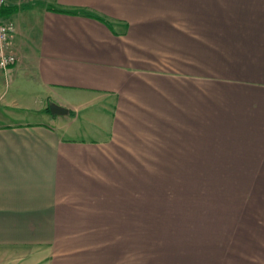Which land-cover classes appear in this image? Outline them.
<instances>
[{
	"label": "crops",
	"instance_id": "crops-1",
	"mask_svg": "<svg viewBox=\"0 0 264 264\" xmlns=\"http://www.w3.org/2000/svg\"><path fill=\"white\" fill-rule=\"evenodd\" d=\"M3 10L19 62L0 68V264L27 253L31 264H264V0ZM52 103L68 113L46 112ZM147 152L162 167L189 161L200 183L231 177L208 230L159 234L141 218L127 239L151 242L122 247V209L154 206L153 168L132 162ZM135 172L150 183L122 186Z\"/></svg>",
	"mask_w": 264,
	"mask_h": 264
},
{
	"label": "rangeland",
	"instance_id": "rangeland-1",
	"mask_svg": "<svg viewBox=\"0 0 264 264\" xmlns=\"http://www.w3.org/2000/svg\"><path fill=\"white\" fill-rule=\"evenodd\" d=\"M5 85V82H3V85L0 82V88H4ZM9 90L10 92L7 94L8 99L13 94V90L11 88ZM27 99L28 97L25 96L23 102L21 103L22 106H26V101H28ZM18 111L28 117V120L37 121L40 119V117L36 116L37 113L34 111H32L34 113H26L24 110ZM95 111L96 108L89 107V110H83L82 114L85 112H91L93 114ZM15 112L17 111L15 110ZM0 113L9 115V112L6 111V107L2 102H0ZM99 119L101 122L106 120L105 117H100V115ZM87 123L86 118L82 117L78 125L82 129H88ZM91 132L92 130L89 129L90 134H84L83 137L94 138ZM94 132H96V130ZM142 155H145L147 158L150 157L148 152V156L144 153H142ZM132 162L134 165L144 163L145 165L147 164L149 168L150 166L153 168V184L155 189L153 193L154 206L152 208L145 206L141 207V202L145 203L146 201L147 203H150V201L145 200L147 198L145 197V199L141 200V202L138 203L132 201L130 203L132 205H128L126 209H122V221H124V218L127 217V220L125 219V222L122 223V237H124L122 238V247L131 245L138 246V242L148 244L151 242L150 239L140 240L136 238V236V239H127L128 237H131L129 236L131 233L136 232V226L137 228L140 226L136 223V220L141 218L144 222L141 224L144 231H152L155 233L159 232V234L161 232L166 233L169 231H199L202 227H205V230H208L209 216L214 215L213 207L221 201V192L226 188L227 184H230L231 177H201L200 183V177L186 175L187 172L191 171L188 169L192 165L189 164V161L186 162L187 165L185 166H176L179 169H176L175 167L173 168V165H165L163 167L158 166L162 163L161 159L151 160L148 158L147 161L138 159V161L134 160ZM137 173L138 172H135V174L125 177L122 176V186H124L123 181H126L127 187H135L138 181L140 184L150 183V179H147L144 176H138ZM147 216L148 218L146 222L145 220ZM153 242L156 244L158 243L159 246H164L167 240L158 239ZM125 243H128V245H125ZM4 258L6 259L7 257ZM8 258V264H31L35 261V257L30 256L29 253L24 256L21 255L14 258Z\"/></svg>",
	"mask_w": 264,
	"mask_h": 264
},
{
	"label": "built area",
	"instance_id": "built-area-1",
	"mask_svg": "<svg viewBox=\"0 0 264 264\" xmlns=\"http://www.w3.org/2000/svg\"><path fill=\"white\" fill-rule=\"evenodd\" d=\"M6 0H0V12L5 6ZM15 32V23L0 13V68L3 70L17 64L19 58L13 52L11 38Z\"/></svg>",
	"mask_w": 264,
	"mask_h": 264
},
{
	"label": "water",
	"instance_id": "water-1",
	"mask_svg": "<svg viewBox=\"0 0 264 264\" xmlns=\"http://www.w3.org/2000/svg\"><path fill=\"white\" fill-rule=\"evenodd\" d=\"M49 108L52 115H64L68 113L66 108L60 107L54 103L50 104Z\"/></svg>",
	"mask_w": 264,
	"mask_h": 264
},
{
	"label": "trees",
	"instance_id": "trees-1",
	"mask_svg": "<svg viewBox=\"0 0 264 264\" xmlns=\"http://www.w3.org/2000/svg\"><path fill=\"white\" fill-rule=\"evenodd\" d=\"M3 11H4V10H3V8H2V10H1V12H0L2 16H4V15H3ZM46 112H48V113L51 114V112H50V108H49V105H48V107L46 108Z\"/></svg>",
	"mask_w": 264,
	"mask_h": 264
}]
</instances>
